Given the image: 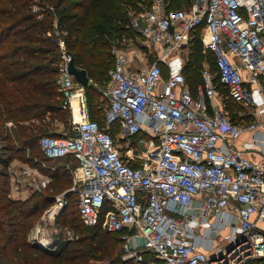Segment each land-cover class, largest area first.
<instances>
[{
  "label": "built area",
  "instance_id": "1",
  "mask_svg": "<svg viewBox=\"0 0 264 264\" xmlns=\"http://www.w3.org/2000/svg\"><path fill=\"white\" fill-rule=\"evenodd\" d=\"M40 1L32 5L38 17L48 7ZM131 13L135 37L156 50L143 49L134 59L113 45L116 63L99 88L109 98L104 125L91 116L86 88L71 73L73 56L55 15L48 34L58 44L57 81L72 131L43 135L39 143L47 156L72 155L77 164L64 163L73 182L45 213H60L68 193L77 194L82 221L121 232L122 257L134 264L146 253L149 264H255L264 259V157L253 158L235 140L264 120L234 121L209 67L193 91L183 51L201 28L228 97L264 114V0H193L181 8L152 0ZM147 51L157 53L152 62L142 61ZM261 141L264 151V134ZM2 144L0 137V151ZM32 158L38 165L18 158L8 164L14 198L52 183L40 167H56Z\"/></svg>",
  "mask_w": 264,
  "mask_h": 264
},
{
  "label": "trees",
  "instance_id": "2",
  "mask_svg": "<svg viewBox=\"0 0 264 264\" xmlns=\"http://www.w3.org/2000/svg\"><path fill=\"white\" fill-rule=\"evenodd\" d=\"M152 0H41L48 5L43 16L33 10L34 0H0V264H134L123 259L122 233L105 229L101 222L86 225L79 214L77 194L69 192V203L56 218L60 228L69 234L58 235L49 245L30 238L35 222L55 200V195L70 187L73 178L64 163L77 164L72 155L47 156L39 143L41 136L59 134L55 123L70 125V110L62 106L64 98L57 76L58 44L48 34L55 15L63 31L66 48L74 63L87 69L90 82L85 86L91 116L105 124V108L98 103L99 88L110 79L116 63L113 45L135 37L129 25L132 11L140 10ZM193 0H170L176 8L188 7ZM52 6V9L49 8ZM201 28L192 33L184 67L187 82L195 90L203 82L204 64L214 72L217 88L227 93L220 82L215 54L206 49L200 37ZM163 77L167 76L163 64ZM229 106V105H228ZM237 113L234 106H229ZM234 116V115H233ZM232 116V117H233ZM234 118V117H233ZM251 120V118H249ZM14 125L9 128L7 121ZM118 124L112 125L113 133ZM29 152H27V148ZM33 156L46 160L56 169L42 171L52 176L50 186L33 191L26 198L10 195L7 167L13 159L32 165ZM76 206V210L72 207ZM105 211V209H103ZM146 259L137 264H149ZM255 264H264V259Z\"/></svg>",
  "mask_w": 264,
  "mask_h": 264
},
{
  "label": "rangeland",
  "instance_id": "3",
  "mask_svg": "<svg viewBox=\"0 0 264 264\" xmlns=\"http://www.w3.org/2000/svg\"><path fill=\"white\" fill-rule=\"evenodd\" d=\"M121 46L123 48H125L126 51L130 54V56L134 59H138L139 54H140L139 52L140 51L142 52L143 49L147 50V48H148L151 50H153V49L156 50V45L154 43H151L150 41L146 40L144 37H134L132 39L131 38L126 39L125 41H123V44ZM183 53H187V49L184 50ZM156 57H157V53L155 51H152V52L147 51V55H144L142 53V61H145V62H152V60H154ZM204 67L210 68V65L205 63ZM212 73L215 74L214 72H212ZM220 91L222 92V95H223V100L221 102V105L224 106L225 110L227 112H229L231 117L233 115H237L241 112L244 114L245 119H247L246 122L248 120H250L249 118H251V119L256 118L257 109L254 105H252L250 103L245 104L243 102L235 101V100L229 98L227 93L223 92L222 89ZM98 101H99L98 103H100L101 105L103 104L104 106H107V104L109 103V98L101 96ZM228 105L231 107L232 106L236 107L237 113L231 112ZM55 125L57 126V130H59V131H67V132L72 131L71 126L70 125L65 126L62 121H57L55 123ZM60 192H58V193H60ZM72 209L76 210L75 204L72 207ZM60 213L53 215L50 212L45 213V210H44L42 215L35 222V225L33 226L32 231L30 232V235H29L30 238L37 240V241H39V239L47 240L46 243H42L40 240L39 243H41L42 245H49L50 243H52L54 241L55 237H57L58 235L63 236V235L69 234L68 230L66 228H60L56 224V218ZM35 228L38 229L37 232H33L35 230Z\"/></svg>",
  "mask_w": 264,
  "mask_h": 264
},
{
  "label": "crops",
  "instance_id": "4",
  "mask_svg": "<svg viewBox=\"0 0 264 264\" xmlns=\"http://www.w3.org/2000/svg\"><path fill=\"white\" fill-rule=\"evenodd\" d=\"M237 115H234V118L232 117L233 120L243 125H245L247 122L255 120L256 118H262L264 120V114L260 115L257 113L255 119L248 120L247 122V119H245L243 113L240 112ZM263 134L264 126L256 130L245 129L241 133V135L235 140V145L244 149L248 153V155L260 160L262 159V157H264L263 142L261 141Z\"/></svg>",
  "mask_w": 264,
  "mask_h": 264
},
{
  "label": "water",
  "instance_id": "5",
  "mask_svg": "<svg viewBox=\"0 0 264 264\" xmlns=\"http://www.w3.org/2000/svg\"><path fill=\"white\" fill-rule=\"evenodd\" d=\"M70 70H71V73L75 76L77 81L82 83L84 86L89 84L90 75H89L87 69L77 66L74 63L73 59H72V61L70 63Z\"/></svg>",
  "mask_w": 264,
  "mask_h": 264
},
{
  "label": "bare ground",
  "instance_id": "6",
  "mask_svg": "<svg viewBox=\"0 0 264 264\" xmlns=\"http://www.w3.org/2000/svg\"><path fill=\"white\" fill-rule=\"evenodd\" d=\"M47 242V240H42V243H46Z\"/></svg>",
  "mask_w": 264,
  "mask_h": 264
}]
</instances>
